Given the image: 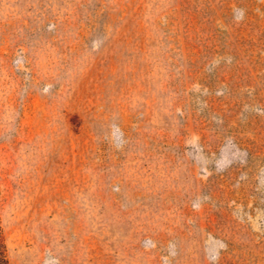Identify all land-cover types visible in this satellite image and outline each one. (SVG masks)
<instances>
[{
	"label": "rangeland",
	"instance_id": "obj_1",
	"mask_svg": "<svg viewBox=\"0 0 264 264\" xmlns=\"http://www.w3.org/2000/svg\"><path fill=\"white\" fill-rule=\"evenodd\" d=\"M0 264H264V0H0Z\"/></svg>",
	"mask_w": 264,
	"mask_h": 264
}]
</instances>
